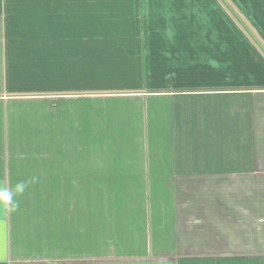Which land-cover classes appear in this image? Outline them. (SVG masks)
Listing matches in <instances>:
<instances>
[{
    "label": "crops",
    "instance_id": "1",
    "mask_svg": "<svg viewBox=\"0 0 264 264\" xmlns=\"http://www.w3.org/2000/svg\"><path fill=\"white\" fill-rule=\"evenodd\" d=\"M112 7L136 19L138 86L96 35L118 27L86 26ZM255 176L264 0H0V187L18 205L0 204V264H238L190 231Z\"/></svg>",
    "mask_w": 264,
    "mask_h": 264
},
{
    "label": "rangeland",
    "instance_id": "2",
    "mask_svg": "<svg viewBox=\"0 0 264 264\" xmlns=\"http://www.w3.org/2000/svg\"><path fill=\"white\" fill-rule=\"evenodd\" d=\"M130 2L131 1L128 3ZM127 12L128 14H122L121 12L116 14L114 7H112V10L106 8L104 13L111 14L113 17H91L90 19L87 17L86 26L105 25L118 27L116 30L118 34L116 35H109L108 33L110 32L105 31L96 35L100 36L102 34H107L103 36L111 37L109 41H112V43L116 44L120 42L123 44L122 47L125 49L128 56L123 57V59L121 57L122 60H117V62L123 64V68H121L123 72L119 74L117 72V74L123 79L122 81L125 85L130 84L132 86H138L140 83H136L134 78L138 72V67L141 66L135 61V57L132 56L137 48V24L136 19L130 15L132 12L131 8H127ZM211 19L212 18L209 20ZM96 21L98 22L96 23ZM215 21L219 22L220 26L226 25L225 17L218 18ZM164 35L167 34L163 33L162 36ZM115 36L118 39H115ZM112 37L114 39H112ZM156 59L157 57H155L154 61H156ZM152 67V79L155 78V80H160L162 74L156 76L155 67ZM145 68H148L147 70H149L148 65ZM146 82L145 77L142 86H146ZM161 82H163V80H161ZM161 82L159 81V83ZM154 83L155 82H152L151 84ZM83 87L86 89V81ZM218 196L219 199L217 202H212L211 204L212 209L207 210L208 212L210 211L211 214L206 217L213 219L211 220L212 224L207 223L206 225H202V234L199 233L200 227H198L196 231H190L197 237L202 238L203 242L201 246L204 251L210 250L212 252L220 253H232L231 251H233V255L236 257L235 261H239L237 262L238 264H243L242 257L245 254L250 253L252 255H259L260 251L264 252V176H255L245 180L242 178H236L235 193H229L227 200L226 197L221 198V195ZM231 196H233L234 200H232ZM205 203L206 202H204V208ZM204 211L206 213V209H204Z\"/></svg>",
    "mask_w": 264,
    "mask_h": 264
},
{
    "label": "clouds",
    "instance_id": "3",
    "mask_svg": "<svg viewBox=\"0 0 264 264\" xmlns=\"http://www.w3.org/2000/svg\"><path fill=\"white\" fill-rule=\"evenodd\" d=\"M26 185L24 183H19L16 185L17 192H23ZM0 204L11 205V210H15L18 207L17 204L13 202V192L9 191L6 187H0Z\"/></svg>",
    "mask_w": 264,
    "mask_h": 264
}]
</instances>
